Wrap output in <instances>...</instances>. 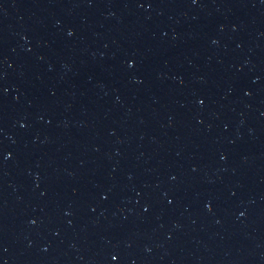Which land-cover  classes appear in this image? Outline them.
I'll list each match as a JSON object with an SVG mask.
<instances>
[{"label": "water", "instance_id": "95a60500", "mask_svg": "<svg viewBox=\"0 0 264 264\" xmlns=\"http://www.w3.org/2000/svg\"><path fill=\"white\" fill-rule=\"evenodd\" d=\"M0 264H264V0H0Z\"/></svg>", "mask_w": 264, "mask_h": 264}]
</instances>
